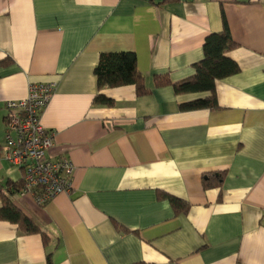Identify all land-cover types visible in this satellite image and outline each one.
Wrapping results in <instances>:
<instances>
[{"label": "crops", "instance_id": "1", "mask_svg": "<svg viewBox=\"0 0 264 264\" xmlns=\"http://www.w3.org/2000/svg\"><path fill=\"white\" fill-rule=\"evenodd\" d=\"M226 26L240 72L217 81V108L181 109L210 93L155 76L193 75ZM120 51L149 94L99 90L101 54ZM39 83L55 84L41 122L72 190L46 206L12 195L49 243L0 220V264H264V0H0V190L22 177L5 158L7 102Z\"/></svg>", "mask_w": 264, "mask_h": 264}, {"label": "trees", "instance_id": "2", "mask_svg": "<svg viewBox=\"0 0 264 264\" xmlns=\"http://www.w3.org/2000/svg\"><path fill=\"white\" fill-rule=\"evenodd\" d=\"M236 46L229 28L209 34L204 42V58L195 64V72L190 77L172 83L167 75H156L157 86L172 85L177 94L209 92L205 98L184 102L180 105L183 110L199 108H217L216 84L240 72L239 64L227 56V53ZM99 90L116 88L126 85H135L139 95H146L151 89L146 86L143 74L137 65V56L132 51L102 53L95 68ZM94 103L97 105L112 106L113 99L103 93L96 95ZM24 186L23 176L17 181H8L5 190H0V220L9 221L18 225L25 234H42L45 245L48 246L46 232L34 219L26 215L12 200V195L22 192ZM175 208H183V201L173 195L163 193ZM51 264V255H48Z\"/></svg>", "mask_w": 264, "mask_h": 264}, {"label": "built area", "instance_id": "3", "mask_svg": "<svg viewBox=\"0 0 264 264\" xmlns=\"http://www.w3.org/2000/svg\"><path fill=\"white\" fill-rule=\"evenodd\" d=\"M55 90L53 83L32 84L26 97L7 102L5 158L22 170V193L46 206L63 192H71L75 167L68 158H52L55 133L41 116Z\"/></svg>", "mask_w": 264, "mask_h": 264}, {"label": "rangeland", "instance_id": "4", "mask_svg": "<svg viewBox=\"0 0 264 264\" xmlns=\"http://www.w3.org/2000/svg\"><path fill=\"white\" fill-rule=\"evenodd\" d=\"M17 171H18V169H17ZM16 176L18 177V176H20V173H19V171H18V175L16 174Z\"/></svg>", "mask_w": 264, "mask_h": 264}]
</instances>
